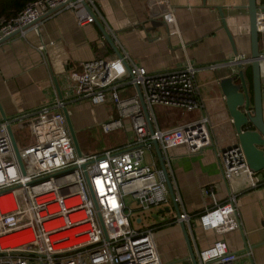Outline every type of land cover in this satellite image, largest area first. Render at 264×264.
<instances>
[{"label":"built area","instance_id":"1","mask_svg":"<svg viewBox=\"0 0 264 264\" xmlns=\"http://www.w3.org/2000/svg\"><path fill=\"white\" fill-rule=\"evenodd\" d=\"M146 6L150 16L162 19L168 32L179 31L169 0H147ZM62 9L72 10L80 24L94 21L98 11L95 0H32L15 16L0 17V39L16 30L24 36L30 25L38 29V18ZM256 24L259 31L264 30V8L257 10ZM225 62L242 65L249 57L235 56ZM220 63L224 62L206 66L215 68ZM197 70L196 64L186 60L150 71L134 62L127 64L123 55L95 56L81 61L78 68L66 69V84L74 99L113 103L116 115L101 122L102 132L127 131L125 119L133 129L132 138L127 134L124 142L92 153H76L62 111L63 100L2 119L0 264H163L154 240L160 222L136 227L133 221L141 222L142 216L137 213L134 217V212H151L171 200L152 140L161 153L176 145L197 151L212 141L206 115L162 128L153 111L155 104L186 111L200 107ZM128 85L133 87L129 93L125 91ZM26 125L30 133L23 142L16 133ZM147 151L149 161L145 160ZM216 156L224 178L243 175L250 187L264 183L258 170L249 167L240 145L217 148ZM204 193L215 195L212 187H205ZM190 218L188 212L180 211L175 222H189ZM197 218L203 228L221 234L237 228L235 193L214 200ZM245 252L250 254V248ZM238 255L218 239L199 249L196 259L197 264H236Z\"/></svg>","mask_w":264,"mask_h":264},{"label":"crops","instance_id":"2","mask_svg":"<svg viewBox=\"0 0 264 264\" xmlns=\"http://www.w3.org/2000/svg\"><path fill=\"white\" fill-rule=\"evenodd\" d=\"M95 1L98 11L92 22L80 24L72 10L62 9L40 18L38 29L30 25L24 36L16 33L0 43V106L3 113L12 117L60 100L53 81L56 76L61 100L69 110L75 130L87 131L115 116V107L110 101L74 99L66 84V69L78 68L81 61L95 56L114 58L119 56L116 50L125 57L127 64L134 62L150 71L190 60L198 66L195 83L202 105L184 111L155 104L153 111L155 106H162L157 113L154 111L162 128L188 122L203 114L208 117L212 138L209 145L192 152L183 145H176L162 152L178 208L191 215L189 222L184 223L192 249L196 254L199 249L223 239L230 250L239 254L236 264H264V183L250 187L243 175L229 180L224 178L216 156L217 148L236 140L225 91L230 86H240L237 73L240 69L253 108L252 73L250 79L246 71L250 62L240 66L225 62L235 56L250 55L248 0H169L174 8L178 32H168L160 17L148 14L147 0ZM256 1L260 6L264 5V0ZM222 16L234 37L237 54L233 53L223 28ZM258 45L264 52V30L258 32ZM212 62L224 63L215 68L206 66ZM260 79L264 120V58L260 61ZM132 89L128 85L125 91L129 93ZM123 133L124 137L116 143L105 138L99 148L124 142L128 135ZM157 161L160 166L158 157ZM258 174L264 178V168L258 170ZM205 187H212L215 195L204 193ZM229 192L236 195L238 227L223 234L203 228L197 213L212 206L214 200H225ZM165 207L169 209H161ZM151 213L156 214L155 221L160 222L154 230V240L163 264H192L180 222H175L177 214L172 199L168 204L152 209ZM247 247L250 254L245 252Z\"/></svg>","mask_w":264,"mask_h":264},{"label":"water","instance_id":"3","mask_svg":"<svg viewBox=\"0 0 264 264\" xmlns=\"http://www.w3.org/2000/svg\"><path fill=\"white\" fill-rule=\"evenodd\" d=\"M86 6L88 7L87 4ZM247 8H248L249 33H250V55L248 57H249V62L251 65V73H252V89H253L252 107L253 108H251V105H250L249 96L247 92V84H246L242 69L238 70L237 72L240 78V86L238 85L237 87L234 86L235 88L233 86H230L225 91V95H226L225 100H226L229 114L232 118L233 126L235 129V134H236V140L230 143L229 146L240 145L244 151L245 158H246V161L249 167L257 171V170L264 168V120L262 116V97H261V79H260V61L262 59L264 52H262L259 49V45H258L259 30L256 24V12L258 9L264 8V5L260 6L256 0H248ZM40 18H42V16ZM31 23L25 25L24 27H27ZM222 23H223V28L225 29L226 34L229 38L230 44L232 46L233 53L237 54V48H236L234 37L232 33L230 32V30L228 29V27L226 26L223 16H222ZM17 32L18 30L4 36L3 38L0 39V43L4 41L5 39L9 38L10 36L16 34ZM103 32L105 33V37L112 44V41L109 38L108 34L104 30ZM116 51H117V54L120 55L118 50ZM53 81H54V84L57 90L58 98L61 100L62 93L60 90L58 78L56 76H53ZM136 89L138 90V94L140 95L138 85H136ZM143 106H144V103H143ZM144 110H145V114L147 115V110L145 109V106H144ZM62 111L66 118L67 126L71 134V138H72V141L75 147V151L78 155H80L81 154L80 145L78 143L75 128H74L69 110L66 105L63 106ZM0 112L2 115V119L8 118L3 113L1 106H0ZM9 132H10V136L12 139V143H13L16 155L19 157L16 140L14 138L13 133L11 131ZM152 143L154 145V148H155V151H156L159 163H160V167L162 169V173L167 183L176 214H179L180 210L178 208V204L175 199L176 195H175L171 180L169 178L168 171L164 164V159H163V155L161 153L160 147L156 140H152ZM161 209L168 210L169 207H165ZM180 227H181V230H182V233H183L186 245H187V249L189 252L191 262L192 264H197L196 254L192 249L189 236H188V233L185 227V223L183 221L180 222Z\"/></svg>","mask_w":264,"mask_h":264},{"label":"rangeland","instance_id":"4","mask_svg":"<svg viewBox=\"0 0 264 264\" xmlns=\"http://www.w3.org/2000/svg\"><path fill=\"white\" fill-rule=\"evenodd\" d=\"M159 107H162V106H160V105L155 106L154 111L156 113L158 112ZM175 108H177V107H175ZM180 110H183V109H180ZM125 123H126L127 131L125 129H118V130H114V131L110 132L109 134L102 132L98 126H92L91 127L92 129L87 130V131H83V130H77L76 131L75 130L76 136L78 139V143L80 145V149H81L82 153H92V152L97 151L98 149H100L99 147L104 142L103 140L105 138L106 139L109 138L113 143H116L117 141L121 140L124 137L123 131L125 132V136L128 134L129 137L132 138L134 133H133V129H132V126L130 124V121L128 119H125ZM121 130H123L122 133H120ZM29 133H30V127L28 125H26L22 130L18 131L16 133V135L18 136L20 141L23 140V142H26L28 140L27 137H28ZM97 143H98V145H97ZM145 160L146 161L150 160V156H149L148 151L145 153ZM132 204L135 205V203H132ZM137 213L142 216V221L137 222L134 220L133 225L136 227H142L144 225H149L155 221L154 213H151L150 211L136 210L134 212V217L136 216Z\"/></svg>","mask_w":264,"mask_h":264},{"label":"trees","instance_id":"5","mask_svg":"<svg viewBox=\"0 0 264 264\" xmlns=\"http://www.w3.org/2000/svg\"><path fill=\"white\" fill-rule=\"evenodd\" d=\"M32 0H0V17L10 18L15 16L28 2ZM248 77L251 79V66L246 69ZM100 128V125H99ZM92 129L91 127L87 130ZM101 129V128H100Z\"/></svg>","mask_w":264,"mask_h":264}]
</instances>
